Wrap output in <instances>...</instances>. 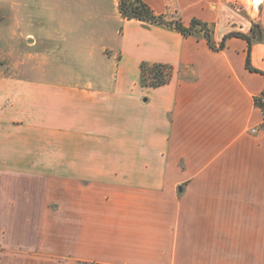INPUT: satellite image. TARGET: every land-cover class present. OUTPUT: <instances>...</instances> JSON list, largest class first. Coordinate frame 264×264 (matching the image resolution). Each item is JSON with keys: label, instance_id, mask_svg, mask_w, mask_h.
Segmentation results:
<instances>
[{"label": "crops", "instance_id": "0c3cea01", "mask_svg": "<svg viewBox=\"0 0 264 264\" xmlns=\"http://www.w3.org/2000/svg\"><path fill=\"white\" fill-rule=\"evenodd\" d=\"M143 1L250 48L119 10L28 32L18 66L52 67L0 75V264H264V0L257 18ZM142 62L171 65L169 83L142 87Z\"/></svg>", "mask_w": 264, "mask_h": 264}, {"label": "rangeland", "instance_id": "374dc122", "mask_svg": "<svg viewBox=\"0 0 264 264\" xmlns=\"http://www.w3.org/2000/svg\"><path fill=\"white\" fill-rule=\"evenodd\" d=\"M61 13H118V8L115 0H0V75L14 78L41 71L46 77L51 75L48 57L38 60L40 72L34 69L35 61L28 59L21 73L18 60L29 52L26 46L32 45L26 41L27 33L31 32L36 38L42 28L49 26L51 16L58 17ZM261 101L264 104V100ZM262 110L264 112V106ZM251 131L256 132V129ZM242 259L239 255L231 260L233 264H242Z\"/></svg>", "mask_w": 264, "mask_h": 264}, {"label": "trees", "instance_id": "16d2710c", "mask_svg": "<svg viewBox=\"0 0 264 264\" xmlns=\"http://www.w3.org/2000/svg\"><path fill=\"white\" fill-rule=\"evenodd\" d=\"M118 10L123 18L126 19H136L147 23H156L162 24L175 30L179 31L181 34L202 35L208 45L215 50H219L224 47V40L228 36L232 35H240L247 38L249 42L250 48V39L249 37L241 34V33H230L224 37V39L219 43V45H215L212 39L211 29L207 25V23L202 22L198 19H192L189 26H184L179 20H167L162 15H157L153 12L150 6L145 3L143 0H118ZM246 67L251 71H257L250 65L249 60V52L246 57ZM140 69V77L139 82L142 87L145 88H155L158 86L165 85L169 83L173 74V67L164 63H147L142 62L139 66ZM262 97H264V91L255 97V104L261 108H263L264 104L261 101ZM90 262L79 261L77 264H89ZM92 264H99L93 263Z\"/></svg>", "mask_w": 264, "mask_h": 264}, {"label": "built area", "instance_id": "2783aa9c", "mask_svg": "<svg viewBox=\"0 0 264 264\" xmlns=\"http://www.w3.org/2000/svg\"><path fill=\"white\" fill-rule=\"evenodd\" d=\"M231 3L237 10H243L250 17L257 18L259 16L262 0H233ZM262 100H264V98H262Z\"/></svg>", "mask_w": 264, "mask_h": 264}]
</instances>
